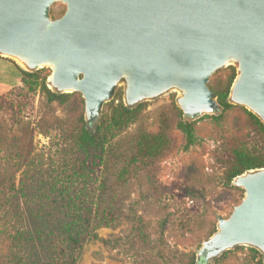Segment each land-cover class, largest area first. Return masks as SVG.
<instances>
[{"label": "water", "instance_id": "obj_1", "mask_svg": "<svg viewBox=\"0 0 264 264\" xmlns=\"http://www.w3.org/2000/svg\"><path fill=\"white\" fill-rule=\"evenodd\" d=\"M57 2L66 11L52 18ZM0 56L29 73L51 68L49 89L80 93L91 125L120 83L129 109L176 89L184 116L214 115L224 107L211 78L234 63L227 101L264 124V0H0ZM232 185L245 196L228 218L218 217L196 255L202 264L237 246L264 257V167Z\"/></svg>", "mask_w": 264, "mask_h": 264}, {"label": "rangeland", "instance_id": "obj_2", "mask_svg": "<svg viewBox=\"0 0 264 264\" xmlns=\"http://www.w3.org/2000/svg\"><path fill=\"white\" fill-rule=\"evenodd\" d=\"M65 11L66 4L54 3L52 18ZM36 72L48 82L52 70L45 67ZM236 74L234 63L221 68L212 76L210 86H226ZM22 78L14 61L0 56V133L9 134L8 146H13L15 135L24 136L30 119L44 116L76 122L82 117L85 121L80 93L71 94L63 104L46 105L39 90L27 92ZM124 88V83L118 85L102 117L110 114L113 102L119 103V93L123 100ZM180 96L181 92L173 89L142 102L146 105L137 121L109 145L106 172L110 184L118 179L113 194L120 198L122 218L118 224L98 230L99 239L85 244L77 264H191L195 259L198 263L196 255L217 231L218 217L228 218L243 200V188L228 182L229 170L236 153L264 158V129L240 105L190 119L177 104ZM182 120L195 123L191 144L179 127ZM101 121L87 124L88 128L94 131ZM48 142L42 134L35 138L39 148ZM4 150L0 148V174H6L15 163L5 158ZM11 185L0 179L1 194L6 192L9 197ZM134 214L140 218L135 224L131 220ZM12 228L9 207L1 209L0 257L8 252L7 235ZM251 249L237 246L205 264H264L262 253L254 254Z\"/></svg>", "mask_w": 264, "mask_h": 264}, {"label": "trees", "instance_id": "obj_3", "mask_svg": "<svg viewBox=\"0 0 264 264\" xmlns=\"http://www.w3.org/2000/svg\"><path fill=\"white\" fill-rule=\"evenodd\" d=\"M17 68L27 92L39 90L46 105L63 104L72 96L53 93L46 78L42 79L38 72ZM234 79L226 86H210L224 111L233 107L227 98ZM118 98L119 103L111 104L110 114L102 117L94 131L82 117L75 122L69 118L47 120L40 116L26 123L23 137H13V146L7 144L9 134L0 133V148H5V158L15 162L6 169V174H0L3 182L12 183L9 197L6 192L1 194L0 189V210L9 207L13 221L7 235L8 252L2 254L0 264H77L85 244L99 239V229L118 224L122 218L118 212L121 201L113 194L118 179L110 184L106 172L108 148L137 121L146 105L129 109L123 104L121 93ZM251 117L264 129L256 116L251 114ZM194 125L183 120L179 123L188 144L193 142ZM39 134L49 139L42 148L35 144ZM262 167L264 158L236 153L228 182L232 183L247 170ZM131 220L135 224L140 218L134 214ZM251 251L258 254L255 249ZM191 264L199 263L195 259Z\"/></svg>", "mask_w": 264, "mask_h": 264}, {"label": "bare ground", "instance_id": "obj_4", "mask_svg": "<svg viewBox=\"0 0 264 264\" xmlns=\"http://www.w3.org/2000/svg\"><path fill=\"white\" fill-rule=\"evenodd\" d=\"M18 63L21 65V66H24V63L21 61V60H17Z\"/></svg>", "mask_w": 264, "mask_h": 264}, {"label": "flooded vegetation", "instance_id": "obj_5", "mask_svg": "<svg viewBox=\"0 0 264 264\" xmlns=\"http://www.w3.org/2000/svg\"><path fill=\"white\" fill-rule=\"evenodd\" d=\"M199 264L201 263V261L198 262Z\"/></svg>", "mask_w": 264, "mask_h": 264}, {"label": "crops", "instance_id": "obj_6", "mask_svg": "<svg viewBox=\"0 0 264 264\" xmlns=\"http://www.w3.org/2000/svg\"><path fill=\"white\" fill-rule=\"evenodd\" d=\"M16 65V64H15Z\"/></svg>", "mask_w": 264, "mask_h": 264}]
</instances>
